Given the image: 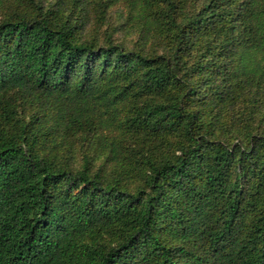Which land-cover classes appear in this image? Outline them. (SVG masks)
Wrapping results in <instances>:
<instances>
[{
    "label": "trees",
    "instance_id": "obj_1",
    "mask_svg": "<svg viewBox=\"0 0 264 264\" xmlns=\"http://www.w3.org/2000/svg\"><path fill=\"white\" fill-rule=\"evenodd\" d=\"M0 264H264V0H0Z\"/></svg>",
    "mask_w": 264,
    "mask_h": 264
},
{
    "label": "rangeland",
    "instance_id": "obj_2",
    "mask_svg": "<svg viewBox=\"0 0 264 264\" xmlns=\"http://www.w3.org/2000/svg\"><path fill=\"white\" fill-rule=\"evenodd\" d=\"M118 8H116V10H117ZM117 11L116 12H113V14H112V16H113V20H114V23H115V21H116V19H117ZM117 36H120L121 38H123V39H125V38H127V40L130 38H132V35H129V34H124V33H122V32H118L117 33ZM133 40V39H132ZM131 44V43H130ZM132 45V44H131Z\"/></svg>",
    "mask_w": 264,
    "mask_h": 264
}]
</instances>
